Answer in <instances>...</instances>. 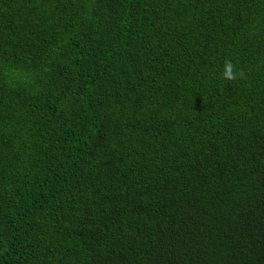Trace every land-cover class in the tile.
Returning a JSON list of instances; mask_svg holds the SVG:
<instances>
[{"label":"trees","instance_id":"obj_1","mask_svg":"<svg viewBox=\"0 0 264 264\" xmlns=\"http://www.w3.org/2000/svg\"><path fill=\"white\" fill-rule=\"evenodd\" d=\"M0 264H264V0H0Z\"/></svg>","mask_w":264,"mask_h":264},{"label":"clouds","instance_id":"obj_2","mask_svg":"<svg viewBox=\"0 0 264 264\" xmlns=\"http://www.w3.org/2000/svg\"><path fill=\"white\" fill-rule=\"evenodd\" d=\"M225 76H226L228 79H232V78H234V76H233V72H232V66H231L230 64H228V65L226 66Z\"/></svg>","mask_w":264,"mask_h":264}]
</instances>
